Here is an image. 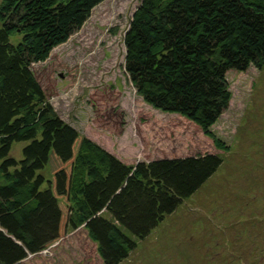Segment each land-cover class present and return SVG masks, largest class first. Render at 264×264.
Masks as SVG:
<instances>
[{"label":"trees","instance_id":"16d2710c","mask_svg":"<svg viewBox=\"0 0 264 264\" xmlns=\"http://www.w3.org/2000/svg\"><path fill=\"white\" fill-rule=\"evenodd\" d=\"M102 1L0 0V264H24L78 227L101 264H118L220 163L203 154L128 165L47 103L32 64ZM123 45L135 93L207 129L231 97L226 71L263 63L264 0H140Z\"/></svg>","mask_w":264,"mask_h":264},{"label":"rangeland","instance_id":"374dc122","mask_svg":"<svg viewBox=\"0 0 264 264\" xmlns=\"http://www.w3.org/2000/svg\"><path fill=\"white\" fill-rule=\"evenodd\" d=\"M140 0H103L81 27L32 64L47 103L128 165L214 154L217 169L118 264H264V60L225 73L230 100L207 129L135 93L123 33ZM19 145L10 155L19 157ZM24 264H101L83 228Z\"/></svg>","mask_w":264,"mask_h":264}]
</instances>
